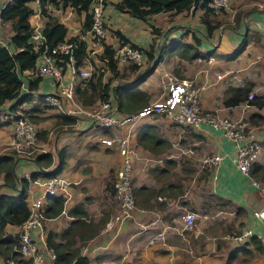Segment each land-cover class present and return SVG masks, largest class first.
I'll return each instance as SVG.
<instances>
[{
	"label": "crops",
	"instance_id": "obj_1",
	"mask_svg": "<svg viewBox=\"0 0 264 264\" xmlns=\"http://www.w3.org/2000/svg\"><path fill=\"white\" fill-rule=\"evenodd\" d=\"M2 1L0 0V4ZM115 1L104 0L103 44L112 49L119 45L120 41L114 34V31H118L130 43L137 45L142 63L134 72L129 71L130 64H116L119 72L122 71L125 76L121 80L114 77L112 86L119 82L133 83L137 73L139 76L145 68L151 67L153 62L147 59L145 51L152 44L153 54L156 56L159 53L158 47L173 46L174 51L170 55L163 56L152 72L142 78L141 82L138 80L136 89L146 95V105L162 95L161 81L165 74L193 79L202 87L199 97L201 110L210 112L217 118L230 120L257 115L253 123L249 122V136L259 143L261 150L251 164L252 171L249 170L246 176L233 165L234 149L231 142L209 124L201 123L194 131L158 116H144L122 127H101L82 114L95 109L100 101L96 99L90 105L81 106L75 88L82 85L83 80L76 78L71 82L72 97L61 100L63 108L73 112L74 124L68 129L57 127L58 132L50 136L48 132L44 140L37 144L39 149L36 153H49L52 158L50 168L45 171L58 167L61 156L62 166L57 176L66 183L67 196L64 198L62 211L43 221V240L33 235L35 242L41 248L46 247L44 240L47 233L59 235L82 210L86 214L84 222H89L90 228H97L93 234L88 233L85 228L81 229V234L73 237L74 245H80V254L86 257L88 264H117L120 259L122 264H264V250L255 237L241 242L232 238L244 229H249L252 236L260 235L264 238V220L261 222L257 219L264 218V197L251 183V179L264 175V108L248 105L245 101L237 105L223 104L224 93L229 88L249 85L248 92L253 96L264 94V58L262 54L256 53L258 45L264 47V0L244 2L240 6L244 8L240 9L243 13L238 15L237 24L234 23V17L238 12L234 14L233 11V15L228 13L222 20L221 15H216L221 25L213 31L209 39L204 38V26L199 20V11L176 16L159 13L146 21L136 22L127 13L116 10L113 6ZM237 1L230 0V3ZM31 4L36 9V4ZM52 14L66 27L67 36L87 38V30H83L81 25L82 15L77 16L71 8L54 10ZM75 15L79 23L72 21ZM29 23L32 25L42 22L38 14L34 13ZM121 23L126 25L121 26ZM149 24L158 29L157 34L150 31ZM0 29L10 36L7 23L0 21ZM191 35L197 38V44L193 42ZM183 46H191L192 49H187L189 54L196 51L198 57L189 59ZM101 51L99 49L94 55L82 60L78 68L92 70L98 63L96 56ZM182 51L183 57L178 56ZM234 51H237L236 56L227 59ZM251 53L255 54L252 57L247 56ZM238 60L242 62L240 68H237ZM228 73L234 75V80L216 78L217 75ZM24 75L21 92H26L27 78H34L33 72H25ZM101 75L102 81H105L110 73L105 69ZM62 80L69 83L67 66L62 71ZM52 92L51 80L41 77L34 93L38 95ZM40 107V117L43 120L37 126L35 124L36 139L41 130L47 129L46 125L41 126L43 122L45 124V119H51L55 124L56 117L61 114L49 107ZM111 113L124 116L136 112L119 113L112 100ZM5 123L0 127V158L12 157L15 187L4 186L0 174V194L15 195L17 189H21V181L26 180L27 205L29 200L42 193L43 177L30 181L29 175L37 171L34 163L25 156L13 157L10 154L7 143L11 127L8 121ZM146 130L164 140L167 143L164 149L170 151L152 154L137 144V135ZM114 137L127 138L133 187H145L158 192L148 200L144 199L141 204L138 203L129 223L123 222L116 233L103 232V226L115 212L114 208L110 211V205L114 204L110 184L122 157L114 143L105 145L100 142V139ZM186 147L191 152L181 154V150ZM212 153L221 156L213 181L210 170L202 164V160ZM194 169L197 173L201 172V175L191 180L189 178ZM46 203L45 198L43 206ZM186 211L195 215L190 230H183L181 227V219ZM253 213H257V217ZM5 231L6 234L13 235L17 233V228L6 226ZM158 233H162L163 238L148 244V239ZM54 241L60 240L57 237ZM52 260L53 258L46 256L45 264H52ZM0 264H3L1 257Z\"/></svg>",
	"mask_w": 264,
	"mask_h": 264
},
{
	"label": "trees",
	"instance_id": "obj_2",
	"mask_svg": "<svg viewBox=\"0 0 264 264\" xmlns=\"http://www.w3.org/2000/svg\"><path fill=\"white\" fill-rule=\"evenodd\" d=\"M92 1L93 0H12L0 9V21L7 23L11 31L7 41L0 44V127L6 124L3 120L5 116H12L13 119L21 117L34 125L43 120V117H40V114H42V108L40 106H43L41 101L43 96L38 94L37 97L34 98V91L37 89L40 77H34L32 79L27 78L26 92L20 91L25 76L24 73L33 72L37 57V53L33 51L32 44L29 42V35L31 32V25L29 23L30 17L34 13H37L41 22H43L40 33L46 47L51 48L64 40L75 43L76 47L73 49L72 59L74 67H78L81 61L86 57L85 41L75 36H67L66 27L57 21L56 16L53 15L52 12L54 10L63 11L65 8H71L77 16H83L81 23L82 29L88 30L90 26L89 7ZM32 2L36 4V9L33 4H31ZM206 2L207 0H116L113 6L116 10L127 13L130 17L141 21H146L151 16L159 13H169L172 16H176L181 13L188 14L199 11V20L204 26V38L209 39L213 31L219 28L221 22L216 19V15L211 13ZM191 7H193V9L189 12ZM241 13L243 12L239 11L238 14L235 15V24H237L238 15ZM149 27L152 33H158V29L153 27L152 24H149ZM114 34L120 41L119 45L129 44L131 47L138 49L136 44L133 42L130 43L127 38L118 31H114ZM191 38L195 44L198 43L195 36L191 35ZM153 47L154 44L149 47L148 51H145V54L149 61L153 63L156 61V64L163 56H168L174 51L173 46L158 47L157 50H159V53L156 56L153 54ZM183 47L184 50H186L185 53H188L189 59L198 57L196 51L189 54L188 50L192 49L191 46ZM112 50L113 49L109 45L103 44L101 53L96 56L99 62L105 61L104 67L108 70L110 76L105 81H102L101 73L95 71L89 79L81 81L82 85L76 86L75 92L79 104L81 106L90 105L96 99L102 102L107 100L110 96L116 104L117 112L126 114L137 112L142 106L146 105V95L138 91L136 86L143 78L142 75L150 66L145 68L139 76L137 73L133 83L119 82L112 86L111 82L114 77L121 80L125 76L122 71L119 72L116 63L112 60ZM236 54L237 51H234L226 58L233 59ZM183 55V51L178 54L180 57H183ZM66 62L67 57H62V69L65 67ZM136 67L137 66L130 65L128 69L130 72H134L136 71ZM249 87V85H244L239 88L227 89L224 93L223 104L237 105L245 101L248 105L264 108V94L261 96H253L252 99L246 100ZM33 100L37 103L28 108L23 107L30 104ZM256 117L257 115L249 116V122L253 123V119ZM74 121V117L59 114L56 117L54 125L56 128L71 127ZM148 131L146 130L139 133L136 137V142L137 144L139 143L143 149H146L152 154H157L167 146V143ZM44 134L46 133L40 131L37 137L40 136L41 138ZM27 159H30L37 169L36 172H32L29 175L30 181L35 180L37 177L46 179L57 176L62 166L60 156V164L58 167L45 171L50 168L52 164V158L49 153H34V155L28 156ZM251 168L252 165H250L248 171H252ZM13 169L14 161L10 156L0 158V174L2 175V183L4 186L10 188L15 187L13 182L15 179ZM253 180L262 182L264 181V175ZM26 184V180H22L21 189H17L15 195L0 194V252L4 253V256H2L4 260L8 258L11 246L16 241V234H6L5 227H17L28 216V209L25 201ZM154 194L156 195L158 192L155 190L150 191V189L145 187L133 188L135 207L138 206V203L141 204L144 199L148 200L152 196H155ZM64 198V196H46L47 203L41 209L43 217L49 219L59 214L63 208ZM85 217L86 214L81 210L80 215H76L69 226L59 235H54L50 232L47 233L44 243L53 253L54 258L52 264H88L86 257L80 254V245L75 246L73 240L74 235L81 234L80 230L84 228L87 229L88 233H96L97 228H90V223L84 222ZM57 237L60 240L59 242L54 241ZM5 253H7V255H5ZM12 259L15 264H30L29 261L18 259L17 255H13Z\"/></svg>",
	"mask_w": 264,
	"mask_h": 264
},
{
	"label": "built area",
	"instance_id": "obj_3",
	"mask_svg": "<svg viewBox=\"0 0 264 264\" xmlns=\"http://www.w3.org/2000/svg\"><path fill=\"white\" fill-rule=\"evenodd\" d=\"M12 0H3L0 9ZM207 7L213 15L227 11L233 15L230 9V0H207ZM103 0H93L89 7L90 26L87 32V38H81L85 41V53L88 58L94 55L99 49H102L105 26L103 19ZM193 7L190 8L189 12ZM58 11V10H56ZM43 23V22H42ZM42 23H34L31 25L29 42L32 49L37 53L35 66L33 69L34 77H48L53 84V92L41 94L42 105L49 107L66 116L73 117V112L66 111L62 106V98L70 99L73 94L71 82L80 78L83 81L89 79L93 72L104 73L105 61H101L94 66L92 70L80 69L74 67L72 59L75 43L64 40L55 46L48 48L44 45V39L40 33ZM0 44H3L0 41ZM111 58L116 64H130L139 66L142 63L141 52L137 48L131 47L129 44H120L113 48ZM99 55V54H98ZM67 57L65 66L69 68V83L62 80V57ZM84 58V59H85ZM83 59V60H84ZM96 74V73H95ZM226 78L228 81L234 80V75L224 74L217 75L216 78ZM162 95L142 107L133 115H114L112 111V100L108 97L102 101L92 111H84L82 114L93 120L94 123L101 127L114 129L122 127L126 124L134 122L138 117L158 116L184 129L196 130L201 123H206L213 128L219 130L221 135L229 140L233 146V165L243 175L248 176L250 165L257 159L261 147L259 143L251 139L249 136V122L238 119L230 120L226 118H217L210 112L203 111L199 105V97L202 87H199L193 79L177 78L170 74H165L161 81ZM37 95L34 93V98ZM253 94L247 93L246 100L252 99ZM3 120L8 121L11 127L10 138L7 148L15 153H27L28 149L36 141V126L24 118H14L12 116L4 117ZM105 145L115 144L118 154L122 157V161L118 169L115 171L112 182L110 184L111 199L115 205V213H113L105 221L103 232L116 233L120 225L128 219L132 218L136 211L133 198L132 184V163L129 158L130 150L127 146L126 137H114L111 139H100ZM190 148L181 150V154L190 153ZM221 160V156L217 153L205 157L202 164L206 166L211 173L212 181L215 178V169ZM252 185L264 197V181L256 182L251 179ZM42 193L29 200L27 203L28 216L20 223L17 228L16 241L11 246L8 258L4 260V253L0 252L3 264H15L12 257L17 255L20 260L29 261L30 264H45V257L54 258L51 249L47 247H39L35 242V237L43 240L42 227L43 221L46 220L41 212L46 196H67L66 183L58 176L43 179ZM257 217V213H253ZM195 215L186 211L181 219V227L183 230H190ZM249 237H255L264 250V238L260 235H253L249 229H244L240 234L232 236L236 241H243ZM163 234L158 233L148 239V244H152L155 240L162 239ZM7 255V253H5ZM120 259L117 264H122Z\"/></svg>",
	"mask_w": 264,
	"mask_h": 264
},
{
	"label": "rangeland",
	"instance_id": "obj_4",
	"mask_svg": "<svg viewBox=\"0 0 264 264\" xmlns=\"http://www.w3.org/2000/svg\"><path fill=\"white\" fill-rule=\"evenodd\" d=\"M244 2H249V0H238L236 3H234V4H231L230 3V9L232 10V11H234V14L235 13H237V12H239L240 11V9H242V8H244V7H240V6H243V4H244ZM218 15H221V20L224 18V16L225 15H228V12L227 11H225V12H220V14H218ZM217 15V16H218ZM77 16L75 15L73 18H72V21L73 22H78L79 23V20H78V18H76ZM132 20H134V21H136V22H138V20H135V19H132ZM124 25H126V24H124V23H121V26H124ZM137 25H138V23H137ZM130 29H133V28H130ZM7 37H8V35L6 34V32L4 31V30H2V29H0V41H3V40H5V39H7ZM263 44V43H262ZM257 50H256V53H259V54H262V58H264V47H263V45H258L257 46ZM226 54H228V53H226ZM253 54H255V53H251V54H249V55H247V56H253ZM242 58V57H241ZM240 67H242V62H241V60H238L237 61V68H240ZM252 71H255V70H252ZM258 71V70H257ZM262 71L264 72V65H263V68H262ZM256 72V71H255ZM257 73V72H256ZM103 78V76H101V79ZM127 78V77H126ZM245 78V77H244ZM37 102L36 101H33L32 102V104H29V105H27L25 108H27V107H29V106H31V105H33V104H36ZM242 120H245V121H247V122H249L250 121V119H249V117H248V115H246V116H244L243 118H241ZM44 125H46L47 126V129L45 128V130H41V131H43L44 133H48V132H50L49 133V136H50V134H55L56 132H58L59 130L56 128V126L53 124V122L51 121V119H45V124H44V122H43V124L41 125V126H43V127H45ZM36 126H37V124H36ZM68 128H70V127H66V129H68ZM40 133V132H39ZM38 133V134H39ZM46 134H44L43 135V137H41L40 138V136L39 137H37V139H36V141H35V143L28 149V152L27 153H13V151L12 150H10V154L11 155H13V157H16V156H18V157H20V156H25V157H28V156H31V155H34V153H36V152H38V149H39V147H37V144L39 143V142H41V140H44V138H45V136H47ZM188 147V146H187ZM186 147V148H187ZM185 149V148H184ZM170 151V150H169ZM169 151H167V149H162L161 150V153H167V152H169ZM191 155L189 154V156L188 157H190ZM12 158V157H11ZM200 175H201V172H195V169L192 171V173H191V175H190V178L189 179H191L192 180V178H199L200 177ZM131 181H132V184H133V178L131 179ZM113 208H114V211H115V205L113 204V205H110V211H112L113 210ZM115 213V212H114ZM112 215V214H111ZM129 220L130 219H128V220H126L124 223L125 224H128L129 223Z\"/></svg>",
	"mask_w": 264,
	"mask_h": 264
},
{
	"label": "water",
	"instance_id": "obj_5",
	"mask_svg": "<svg viewBox=\"0 0 264 264\" xmlns=\"http://www.w3.org/2000/svg\"><path fill=\"white\" fill-rule=\"evenodd\" d=\"M242 35H245V33H243ZM156 66V61H154V63L151 65V67L142 75V77L144 78L146 75H148L150 72H152V70L154 69V67ZM136 85V84H135ZM264 211V209H263ZM259 221H263L264 218H257Z\"/></svg>",
	"mask_w": 264,
	"mask_h": 264
}]
</instances>
